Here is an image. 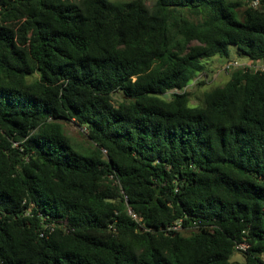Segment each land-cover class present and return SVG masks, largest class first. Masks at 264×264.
<instances>
[{
  "label": "trees",
  "instance_id": "obj_1",
  "mask_svg": "<svg viewBox=\"0 0 264 264\" xmlns=\"http://www.w3.org/2000/svg\"><path fill=\"white\" fill-rule=\"evenodd\" d=\"M151 1L0 0V264H264V0Z\"/></svg>",
  "mask_w": 264,
  "mask_h": 264
},
{
  "label": "rangeland",
  "instance_id": "obj_2",
  "mask_svg": "<svg viewBox=\"0 0 264 264\" xmlns=\"http://www.w3.org/2000/svg\"><path fill=\"white\" fill-rule=\"evenodd\" d=\"M112 1H127V0H112ZM147 4L149 6L152 5L151 0H147ZM228 60H237L240 63L250 61L249 57H247L244 53L240 52L236 45L230 46V55L229 57H221L216 55L211 59L206 61L208 66L209 74H200L193 81V84L189 86V91L192 93L191 104L197 105L202 102L203 94L205 91H208L216 86L224 85L229 79L230 72L232 70L225 69V63ZM261 62V61H260ZM259 62V63H260ZM203 79H207L206 84H200ZM123 97L121 93H116L114 95V101L116 104L122 101ZM64 132L69 136L71 145L74 149L81 152L84 155L90 156L94 154V151L97 149V146L94 142H92L87 136V130L84 126H80L75 121L64 120L63 121ZM233 260H244V255L242 252H236L233 255Z\"/></svg>",
  "mask_w": 264,
  "mask_h": 264
},
{
  "label": "built area",
  "instance_id": "obj_3",
  "mask_svg": "<svg viewBox=\"0 0 264 264\" xmlns=\"http://www.w3.org/2000/svg\"><path fill=\"white\" fill-rule=\"evenodd\" d=\"M237 68H246V69H254L255 71L257 70H264V63H259V62H252V61H248V62H244V63H240L237 60H229L226 64H225V69L227 70H232V69H237ZM104 152H106V150H104ZM112 178V177H111ZM130 214H132V216L136 219H138V216L136 213H134L132 210H129ZM196 223V222H194ZM196 227H188L189 230L195 229ZM169 230H185L186 227L183 226V220L180 219L178 220L174 225H172L171 227L168 228ZM248 247V245L246 243H239L236 245V250L237 251H241V250H246Z\"/></svg>",
  "mask_w": 264,
  "mask_h": 264
},
{
  "label": "clouds",
  "instance_id": "obj_4",
  "mask_svg": "<svg viewBox=\"0 0 264 264\" xmlns=\"http://www.w3.org/2000/svg\"><path fill=\"white\" fill-rule=\"evenodd\" d=\"M228 61H229V60H228ZM228 61H227V62H228ZM227 62H226V63H227ZM256 62H260V60H259V61H256ZM256 62H255V63H256ZM261 62H262V61H261ZM261 62H260V63H261ZM226 63H225V64H226ZM262 63H263V62H262ZM237 69H239V68H237ZM232 70H233V69H232ZM253 70H254V69H253ZM199 76H200V75H199Z\"/></svg>",
  "mask_w": 264,
  "mask_h": 264
},
{
  "label": "water",
  "instance_id": "obj_5",
  "mask_svg": "<svg viewBox=\"0 0 264 264\" xmlns=\"http://www.w3.org/2000/svg\"><path fill=\"white\" fill-rule=\"evenodd\" d=\"M165 96L167 97V96H168V94H165Z\"/></svg>",
  "mask_w": 264,
  "mask_h": 264
}]
</instances>
